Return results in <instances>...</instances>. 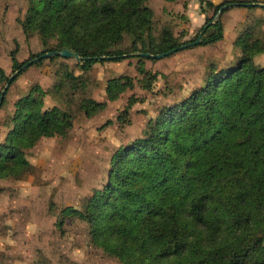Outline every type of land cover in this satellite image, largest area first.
I'll use <instances>...</instances> for the list:
<instances>
[{
  "label": "trees",
  "instance_id": "obj_1",
  "mask_svg": "<svg viewBox=\"0 0 264 264\" xmlns=\"http://www.w3.org/2000/svg\"><path fill=\"white\" fill-rule=\"evenodd\" d=\"M146 2L29 0L22 34H38L44 48L51 38L58 43L22 63L14 49L13 73L35 59L28 68L60 59L40 55L64 49L80 57L84 73L97 63L120 62L131 56L120 49L126 36L139 54L166 53L197 39L195 47L210 46L224 38L223 6L264 10L252 6L253 0H198L204 23L193 40L179 43L167 28L153 36V13ZM259 22L252 19L238 33L235 61L223 66L209 62L200 86L163 107L141 138L116 150L101 189L79 210L61 211L62 217L84 222L91 242L121 263L264 264V67L255 63L264 49L253 40ZM139 71L142 86L148 88L155 78ZM74 78L65 71L55 94ZM8 79L0 70V81ZM128 86L126 78L110 79L107 100L115 101ZM47 94L35 85L15 101L16 112L4 123L7 132L0 143V178L30 174L27 151L42 138L63 137L71 130L73 119L65 109L45 108ZM3 104L4 99L0 108ZM103 107L90 99L79 103L88 117Z\"/></svg>",
  "mask_w": 264,
  "mask_h": 264
},
{
  "label": "rangeland",
  "instance_id": "obj_2",
  "mask_svg": "<svg viewBox=\"0 0 264 264\" xmlns=\"http://www.w3.org/2000/svg\"><path fill=\"white\" fill-rule=\"evenodd\" d=\"M253 1L264 4V0ZM145 4L153 13L155 38L167 28L179 43L191 41L199 24L204 23L195 0H147ZM29 7V0H0V70L9 78L14 74L11 51L17 49L15 58L22 63L31 54L55 48L58 43L51 38L44 48L38 34H22L20 23ZM224 13H242L244 29L252 19H259L260 28L253 40L264 49V10L235 6ZM231 42L229 35L214 50L194 47L153 60L139 58L131 47V37L126 36L120 49L131 56L120 62L97 63L84 73L79 62L60 58L23 70L8 87L0 108V143L7 132L4 123L16 112L15 101L35 85L48 93L45 108L57 105L65 109L73 125L67 135L42 138L27 151L33 167L30 174L0 178V264H123L91 242L84 222L62 217L61 211L67 207L79 210L85 199L102 188L116 150L141 138L149 120H154L163 107L200 86L209 62L235 61L236 49ZM255 63L264 67V52L256 56ZM140 68L155 78L148 88L142 86ZM65 71L78 79L67 81L56 95ZM117 78L128 79L131 87L115 101H108L107 82ZM5 85L0 81V94ZM84 99L104 107L88 117L79 108Z\"/></svg>",
  "mask_w": 264,
  "mask_h": 264
},
{
  "label": "water",
  "instance_id": "obj_3",
  "mask_svg": "<svg viewBox=\"0 0 264 264\" xmlns=\"http://www.w3.org/2000/svg\"><path fill=\"white\" fill-rule=\"evenodd\" d=\"M235 6H237V4H233V3L227 4V5L223 6V7L220 9L219 13H222V12L228 10L229 8H232V7H235ZM252 6L260 7V8H263V9H264V4H260V3L252 4ZM199 43H200V40L197 39V40H196L195 42H193V43H190V44H188V45H182V46H180L179 48H177V49H173V50L168 51V52H166V53H162V54H158V55H150V54H148V53H140V54H137V56H138L139 58H148V59H153V60H159V59H162V58L168 57V56H170V55L176 53L178 50H184V49H186L187 47H190V46L195 47V46L199 45ZM51 57H59V58H62V59H73V60H75V61H77V62H80V61H81L80 57H79V56H78L73 50H70V49H64V50H62V51H60V52L53 51V52H48V53H44V54H41V55H40V58H43V59H48V58H51ZM99 59H100V58H96V60H99ZM108 59H109V58H108ZM35 60H36V59H35ZM35 60H33V61H31V62H29V63L23 65L22 68H21L20 70L16 71V72H15V73H14V74L8 79V81H7V83H6V85H5L4 89H3V91H2L1 94H0V104H1V102L3 101V99H4V96H5V94H6V91H7L8 87L10 86L11 82H12L16 77H18V75H19L23 70H25L26 68H28V66L31 65L32 62H34Z\"/></svg>",
  "mask_w": 264,
  "mask_h": 264
},
{
  "label": "crops",
  "instance_id": "obj_4",
  "mask_svg": "<svg viewBox=\"0 0 264 264\" xmlns=\"http://www.w3.org/2000/svg\"><path fill=\"white\" fill-rule=\"evenodd\" d=\"M195 1H196L197 6H199L198 0H195ZM210 1L212 3H214V4H219V3L223 2V1H230V0H217V1L210 0ZM227 13H224L222 15V17H221V21H222V25H223V29H224V38H223V40L218 42V43H216V44H213V45H210V46H206V47H200V48H204L205 50L206 49L207 50L208 49L214 50L215 48L220 47L227 40L229 35H230V38L232 39L231 46H232V48H234L233 42H234L235 38L237 37L238 33L244 27V25L242 24L243 20L241 18L242 13H238V15H236V13H232V14H227ZM202 16H203V19H205L204 15H202ZM203 19H201V20H203ZM199 25L202 26L203 23H200ZM237 53H238V51L236 49L235 55H237ZM227 55H231V54L228 53ZM230 60L231 59H228L227 61L224 62V64H223V62L220 61L219 65L223 66V65L227 64L228 62H230ZM220 63H222V64H220Z\"/></svg>",
  "mask_w": 264,
  "mask_h": 264
}]
</instances>
